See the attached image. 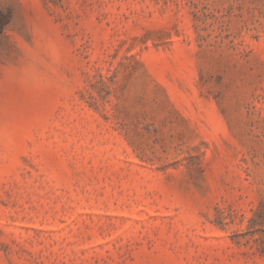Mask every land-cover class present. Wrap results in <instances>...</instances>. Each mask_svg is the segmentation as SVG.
Returning a JSON list of instances; mask_svg holds the SVG:
<instances>
[{
	"label": "rangeland",
	"instance_id": "rangeland-1",
	"mask_svg": "<svg viewBox=\"0 0 264 264\" xmlns=\"http://www.w3.org/2000/svg\"><path fill=\"white\" fill-rule=\"evenodd\" d=\"M0 264H264V0H0Z\"/></svg>",
	"mask_w": 264,
	"mask_h": 264
}]
</instances>
